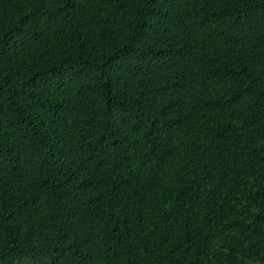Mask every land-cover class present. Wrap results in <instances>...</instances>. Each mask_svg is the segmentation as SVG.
<instances>
[{
    "label": "trees",
    "instance_id": "trees-1",
    "mask_svg": "<svg viewBox=\"0 0 264 264\" xmlns=\"http://www.w3.org/2000/svg\"><path fill=\"white\" fill-rule=\"evenodd\" d=\"M0 264H264V0H0Z\"/></svg>",
    "mask_w": 264,
    "mask_h": 264
}]
</instances>
